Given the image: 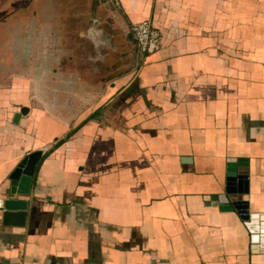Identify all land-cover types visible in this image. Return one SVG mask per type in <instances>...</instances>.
Listing matches in <instances>:
<instances>
[{
	"label": "crops",
	"instance_id": "1",
	"mask_svg": "<svg viewBox=\"0 0 264 264\" xmlns=\"http://www.w3.org/2000/svg\"><path fill=\"white\" fill-rule=\"evenodd\" d=\"M37 151L0 264H264V0H0V197Z\"/></svg>",
	"mask_w": 264,
	"mask_h": 264
},
{
	"label": "water",
	"instance_id": "2",
	"mask_svg": "<svg viewBox=\"0 0 264 264\" xmlns=\"http://www.w3.org/2000/svg\"><path fill=\"white\" fill-rule=\"evenodd\" d=\"M96 22L89 36L94 38L98 33L95 30ZM20 114L16 115V118ZM42 151L29 154L24 158L9 176L10 187L4 197H0V210L3 212L4 222L8 224H23L27 218L29 208L28 200L16 198V195L26 196L31 193L36 167L41 159ZM242 162L243 160H239ZM235 167L230 169L229 176L236 177ZM232 206L240 214L241 218L251 232L254 243L258 242V232L264 235V213H249L247 206L242 201H233ZM258 233V234H257ZM264 241V240H263Z\"/></svg>",
	"mask_w": 264,
	"mask_h": 264
},
{
	"label": "built area",
	"instance_id": "3",
	"mask_svg": "<svg viewBox=\"0 0 264 264\" xmlns=\"http://www.w3.org/2000/svg\"><path fill=\"white\" fill-rule=\"evenodd\" d=\"M137 50L141 55H149L162 48V32L155 27L152 20L147 19L139 23H134L130 27Z\"/></svg>",
	"mask_w": 264,
	"mask_h": 264
},
{
	"label": "rangeland",
	"instance_id": "4",
	"mask_svg": "<svg viewBox=\"0 0 264 264\" xmlns=\"http://www.w3.org/2000/svg\"><path fill=\"white\" fill-rule=\"evenodd\" d=\"M20 40H21V38H20ZM20 40H18L17 43H16V51H17V53H18L19 55H20V54L22 55V53H23V49L20 48V43H19ZM21 55H20V56H21ZM23 55H24V54H23Z\"/></svg>",
	"mask_w": 264,
	"mask_h": 264
}]
</instances>
